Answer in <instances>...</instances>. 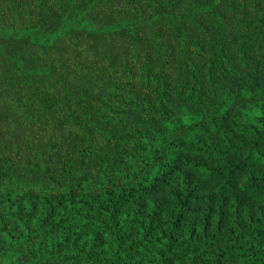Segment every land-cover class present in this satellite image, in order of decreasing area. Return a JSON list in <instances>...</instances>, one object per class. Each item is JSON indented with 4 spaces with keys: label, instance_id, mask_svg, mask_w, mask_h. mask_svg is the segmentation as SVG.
<instances>
[{
    "label": "trees",
    "instance_id": "trees-1",
    "mask_svg": "<svg viewBox=\"0 0 264 264\" xmlns=\"http://www.w3.org/2000/svg\"><path fill=\"white\" fill-rule=\"evenodd\" d=\"M253 3L264 7V0H26L12 18L0 10V83L16 76L10 91L0 85V264H264V241L255 239L264 203L245 208L259 183L264 132L231 116L226 102L187 130L176 122L175 101L202 103L204 78L234 59L235 34L253 23ZM144 22L153 46L135 32ZM47 45L52 59L41 56ZM214 59L200 73V62L206 68ZM256 87L264 91V82ZM204 121L214 128L208 138ZM78 135L86 154L73 160ZM55 153L61 169H79L89 182L74 176L80 184L57 203L54 194L46 205L24 200L20 193ZM205 172L217 189L207 187ZM98 180L101 191L89 196L87 185ZM100 217L112 223L114 240L84 245L88 223Z\"/></svg>",
    "mask_w": 264,
    "mask_h": 264
},
{
    "label": "rangeland",
    "instance_id": "rangeland-1",
    "mask_svg": "<svg viewBox=\"0 0 264 264\" xmlns=\"http://www.w3.org/2000/svg\"><path fill=\"white\" fill-rule=\"evenodd\" d=\"M32 1L36 0H30V2ZM25 2L26 0H0V10L5 13V16H11L12 18L15 14L18 15L16 8L20 5L25 4ZM258 9H260V14L256 12L258 11ZM249 14H251L253 23L246 27L244 26V24L241 25L239 31L235 34L237 38L236 46L239 47H236V49H234L235 46H233L231 49L235 54L233 60H220L218 64L215 59L210 60L206 63V68L202 61L200 62L199 71L202 74L205 71L213 68V64L218 65L216 66V71L213 75L206 76L204 78V81L209 85L206 91L202 94V103H193L188 107L183 99H175L176 105L180 110L181 117V119L178 117L176 122L182 121V126L187 130L192 128H195V130L198 129V127H200L199 123H201L205 117L203 116L205 112H214L216 115L218 111L217 108L219 106L217 105V103L221 104L223 102H226L232 108L231 116L235 112V119L240 117L241 123H254V125L259 129L261 133L264 132V91L256 87L257 83L264 82V7L257 8L256 4L253 3V7L251 8V12ZM34 16V12L25 14V18H34ZM244 18H246V14L244 15ZM164 23H168V21ZM135 32L137 35H143L141 41H143L147 37V42L144 45L153 46L156 43V38L151 36L153 30L149 22L141 23ZM125 36L126 38L130 37L128 33H126ZM44 49L46 50L41 56H47L50 59L54 58L51 53L55 50L53 47H49L47 45ZM36 52L40 53L39 51ZM28 69L29 68H27V70H14V72L20 73L21 75H27ZM29 76H31V74H29ZM15 78L16 76H14L13 73L7 76L2 75L3 83H0L1 87L10 91L13 84L15 83ZM5 79L6 81H4ZM54 79H48V82H52ZM198 79L200 82V79L202 78H197L195 79V81H197ZM168 82H170V80ZM178 95L181 97L180 89ZM196 97L197 96L195 93L193 99H196ZM233 104H235V108H233ZM222 111L225 114L228 113L224 108L222 109ZM143 118L144 115H142V119ZM150 121L152 125L160 123L158 120H154V118H152ZM204 122L206 123V125L203 128V134L204 137L208 138L210 134H213L212 132L214 131V128L210 126V123H208V121ZM234 129L239 132V134L241 131L245 130H242L240 127H236ZM69 138L70 137L67 138V141L69 140ZM79 141L80 138L78 135L75 142L78 143ZM79 145L80 143L72 147L75 148L73 152V160H82L83 156L86 154V149L76 148ZM59 160V154L55 153L51 155L48 162H45L44 164L38 166V177L36 180H34L35 185L27 187L20 193V195H24V200H28L29 198L43 199L45 200L46 205V202L50 198L51 194H54L55 201L57 203L58 197L60 199H63V197L66 195V192H69L72 187L80 184L78 179L73 178L74 176H80L85 186L86 181H88L87 179L90 178L86 177L83 173H80L79 169H75V172H67L65 169H61ZM189 160L191 161V163H201L204 160L210 159L207 157L190 156ZM216 162L225 164L226 158L220 157L216 160ZM255 166L257 168V172L259 173V183L257 187L254 188L255 191H247L248 200L245 201V208L249 206H256L258 208L262 203H264V161L260 158H256ZM50 174L52 175L50 176ZM65 176L70 177L64 183L63 180ZM202 176L208 179V188L217 189L213 185L216 184V180L210 179L208 176V172L203 173ZM103 182L104 180H98L96 183H93L89 186L86 184L89 190L88 194H98L101 191ZM241 182L244 181L238 180L237 182H235V185L241 184ZM230 199H233V195H230ZM195 218V216L192 217V219ZM111 224L112 223L109 222L106 223L103 217L96 218L90 221L87 226V234L85 238H83L84 245L93 244L96 236V244L98 245L103 242H112L114 238L112 235L113 229L111 227ZM81 230L82 229L77 226L74 231L79 232ZM261 232H263L261 237L257 238L256 236L255 239H263L264 241V228L261 229ZM55 248V245H51L49 246V251L52 253Z\"/></svg>",
    "mask_w": 264,
    "mask_h": 264
}]
</instances>
